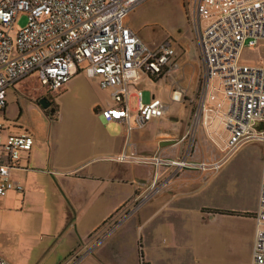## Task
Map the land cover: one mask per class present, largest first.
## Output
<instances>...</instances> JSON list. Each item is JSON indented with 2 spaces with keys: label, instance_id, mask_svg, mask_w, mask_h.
Returning a JSON list of instances; mask_svg holds the SVG:
<instances>
[{
  "label": "built area",
  "instance_id": "2783aa9c",
  "mask_svg": "<svg viewBox=\"0 0 264 264\" xmlns=\"http://www.w3.org/2000/svg\"><path fill=\"white\" fill-rule=\"evenodd\" d=\"M141 1L0 0V116L5 118L8 91L31 75L39 74V89L48 96L61 92L74 75L85 73L97 80L101 90L111 91L113 107L99 110L100 117L105 122L124 123L128 137L133 130L162 117L165 104L157 99L144 104L141 91L134 93V110L130 104L129 86L137 83L139 75L161 77L169 59L176 56L170 40L150 48L125 25ZM185 8L201 65L196 101L182 137L188 142L187 150L174 161L158 153L137 156L133 150L108 160L146 165L156 171L169 166L175 168L174 175L181 170L197 171L206 180L243 145L258 143L262 169L257 210L252 215L255 237L251 264H264V66L239 61L245 47L264 41V0H186ZM22 13L26 25L15 31ZM180 98L179 92H171L172 101ZM5 131L8 134L4 137ZM201 132L220 153L218 160H194ZM32 146L33 138L27 132L9 133L0 121V197L22 192L19 184L10 181V172ZM152 189L158 192L154 185ZM143 201L119 209L104 221L87 246L69 256L67 264H78ZM0 264L9 263L0 258Z\"/></svg>",
  "mask_w": 264,
  "mask_h": 264
},
{
  "label": "crops",
  "instance_id": "0c3cea01",
  "mask_svg": "<svg viewBox=\"0 0 264 264\" xmlns=\"http://www.w3.org/2000/svg\"><path fill=\"white\" fill-rule=\"evenodd\" d=\"M125 25L135 33L128 17ZM170 42L176 56L169 59L158 81L139 75L137 83L129 86L130 104H136L134 93L142 92L140 87L158 89L162 82L170 102L177 104L176 108L161 101L157 93L151 94L147 103L160 100L166 106L164 115L143 129L133 130L128 137L125 124L105 122L98 111L106 108L95 104L92 112L105 129L92 138L91 146L86 145L78 151L75 165L59 167L51 154H37L40 149H36L38 143L34 140L31 151L22 153L10 172V181L19 184L22 192L6 195L12 206L0 217L1 259L9 264H67L69 256L83 250L104 221L119 209L133 206L146 194L153 193L154 185L158 192L150 199L157 198L156 210L149 213L138 209L129 215L78 264H251L255 237L252 215L257 210L258 181L254 203L246 214L251 217L253 228L235 229L233 200L234 208L213 213V222L219 226L193 230L184 222H175L184 213L175 214L166 209L170 210L176 199H189L187 191L205 181V175L191 170H181L174 175L175 168L169 166L156 171L146 165L117 164L108 160L124 150L129 153L133 150L137 156L149 157L158 153L167 161H174L187 150L188 142L182 141V137L196 101L201 76L200 57L197 43L192 38L181 37L176 41L170 39ZM73 69L76 71L75 67ZM89 79L98 85L96 79ZM172 91L181 94L180 101L171 100ZM107 92L111 97V91ZM111 107L112 102L107 108ZM131 108L134 110L135 106L131 105ZM9 133L13 132L9 130ZM7 134L5 131L3 136ZM220 156L201 132L194 160L213 162ZM69 172L75 174L64 175ZM218 174L220 170L213 176ZM232 177H235L234 165L221 173L216 191L231 184ZM235 235L240 236L237 244Z\"/></svg>",
  "mask_w": 264,
  "mask_h": 264
},
{
  "label": "rangeland",
  "instance_id": "374dc122",
  "mask_svg": "<svg viewBox=\"0 0 264 264\" xmlns=\"http://www.w3.org/2000/svg\"><path fill=\"white\" fill-rule=\"evenodd\" d=\"M185 2L186 0H143L128 15V20L137 36L150 48L181 37L192 38L196 43L186 16ZM25 25L26 15L22 13L15 22V31ZM239 61L245 65L264 66V41L253 48L245 47ZM39 79V74H33L8 91L5 118L0 116V121L14 134H30L38 143L36 149H40L36 153L51 154L59 167L75 165L78 151L86 145L91 146L92 138L105 129L94 116L92 107L95 104L101 108L109 107L110 95L101 90L96 81L79 73L70 79L64 90L47 96L53 103V110L48 115L37 106L38 99L44 95L39 89ZM159 85L158 89L140 87L142 102L147 103L151 94L157 93L161 101L172 109L176 108L177 104L169 100L166 87L162 82ZM131 105L134 107L135 103L131 102ZM231 165L235 166V177H232L231 184L224 185V189L217 192L221 173ZM261 169L260 145L245 144L222 165L220 175L194 185L187 191L189 199H176L170 210L168 208L166 211L184 213L175 222H184L186 227L193 230L198 227L209 228L219 226L213 222V213L234 208L232 201L235 200V229L253 228V223L249 220L251 217L246 214L254 203L255 183H260ZM152 194H146L144 201L140 199L143 202L137 209L139 212L150 213L156 210L158 202L157 198L150 199ZM8 197L0 198V217L12 206ZM1 232L0 226V247L3 239ZM239 237L235 235V244Z\"/></svg>",
  "mask_w": 264,
  "mask_h": 264
},
{
  "label": "flooded vegetation",
  "instance_id": "af4514ba",
  "mask_svg": "<svg viewBox=\"0 0 264 264\" xmlns=\"http://www.w3.org/2000/svg\"><path fill=\"white\" fill-rule=\"evenodd\" d=\"M37 106L41 109L43 113H48V115L53 110V103L52 101L45 95L40 97L37 102Z\"/></svg>",
  "mask_w": 264,
  "mask_h": 264
}]
</instances>
